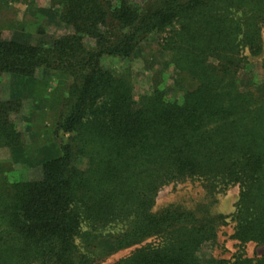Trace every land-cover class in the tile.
Returning a JSON list of instances; mask_svg holds the SVG:
<instances>
[{"label": "trees", "instance_id": "1", "mask_svg": "<svg viewBox=\"0 0 264 264\" xmlns=\"http://www.w3.org/2000/svg\"><path fill=\"white\" fill-rule=\"evenodd\" d=\"M51 4L72 35L49 47L0 37V76L20 92L0 99V149L23 151L11 115L41 69L64 89L52 133L67 136L59 157L40 161L37 180L9 181L0 161V264H96L76 243L82 227L117 224L125 226L109 236L117 250L156 242L115 264H202L199 252L216 236L213 218L154 211L161 189L182 179L238 187L233 239L264 244V96L238 84L249 67L240 46L253 54L263 46L264 0ZM166 31L171 64L196 86L180 100L159 89L135 99L129 77L105 69L102 58L128 59Z\"/></svg>", "mask_w": 264, "mask_h": 264}, {"label": "rangeland", "instance_id": "2", "mask_svg": "<svg viewBox=\"0 0 264 264\" xmlns=\"http://www.w3.org/2000/svg\"><path fill=\"white\" fill-rule=\"evenodd\" d=\"M140 1V0H137ZM59 9L51 0H0V37L6 41L30 42L36 46L51 44L73 31L59 19ZM243 12L236 17L244 19ZM258 39L261 51L253 54L244 45L240 54L249 63L248 70L240 73L238 84L251 87L259 96H264V21L258 24ZM169 33L150 35L139 50L128 59L102 58V66L116 75L128 76L134 90V97L147 96L159 89L169 99H181L194 89L196 83L179 72L171 64V54L164 49V40ZM84 44L93 46L91 39ZM38 84L28 88L22 97V108L11 115V120L21 134L23 151L11 152L0 149V161L5 164L7 179L11 182L32 181L41 177V160L60 156V145L67 136L52 133L53 120L58 113V101L64 94L52 72L36 71ZM12 79L7 74L0 76V99L9 100L19 96L13 93ZM238 187L214 186L203 180L182 179L161 189L156 198L154 211L170 206L192 211L198 217H212L215 224V238L205 244L200 252L202 264H264V244H240L233 239L232 214L238 200ZM125 226L120 224L104 228L82 227V234L76 239L81 253L96 264H115L129 256L135 249L156 242L148 240L140 245L117 250L109 236L120 234ZM87 232L89 236L84 235Z\"/></svg>", "mask_w": 264, "mask_h": 264}]
</instances>
